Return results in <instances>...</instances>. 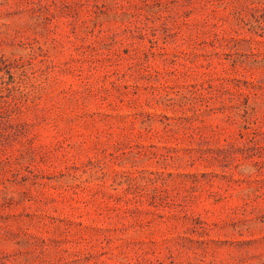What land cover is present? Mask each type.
<instances>
[{"label": "rangeland", "instance_id": "374dc122", "mask_svg": "<svg viewBox=\"0 0 264 264\" xmlns=\"http://www.w3.org/2000/svg\"><path fill=\"white\" fill-rule=\"evenodd\" d=\"M0 264H264V0H0Z\"/></svg>", "mask_w": 264, "mask_h": 264}]
</instances>
